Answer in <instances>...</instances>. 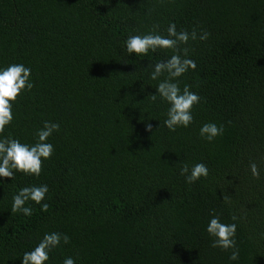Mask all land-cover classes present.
Wrapping results in <instances>:
<instances>
[{"label":"trees","instance_id":"trees-1","mask_svg":"<svg viewBox=\"0 0 264 264\" xmlns=\"http://www.w3.org/2000/svg\"><path fill=\"white\" fill-rule=\"evenodd\" d=\"M170 23L210 33L185 45L197 68L180 87L200 103L175 132L149 78L173 51L137 56L124 45L156 24L167 35ZM12 63L30 67L35 86L3 136L34 144L44 121L60 130L39 177H0V264H22L51 232L70 242L46 264H264V0H0V68ZM208 122L223 126L211 142L200 135ZM199 162L209 175L187 183L181 167ZM43 184L47 212L34 201L30 217L11 211L19 189ZM213 210L237 224L238 260L211 247Z\"/></svg>","mask_w":264,"mask_h":264},{"label":"clouds","instance_id":"clouds-1","mask_svg":"<svg viewBox=\"0 0 264 264\" xmlns=\"http://www.w3.org/2000/svg\"><path fill=\"white\" fill-rule=\"evenodd\" d=\"M167 35L159 32V25H153L152 29L145 34L129 35L124 45L129 54L137 56H148L150 52H156L158 49L173 51V55L167 60L157 61L152 68L150 79L159 81L156 86V94L152 95V100L160 99L169 105L167 118L163 121L170 131L175 132L179 127H189L194 117L192 109L200 103L198 93L191 90V85L185 84L183 89L180 87L179 78L189 69L195 70L197 64L195 60L189 58V41L197 39L206 41L210 33L201 31L198 35L193 29L191 33L188 30L177 31L175 23H170L166 29ZM166 74V75H165ZM161 77H164L161 79ZM31 81V68L22 63H12L4 68H0V177L14 180L15 173L21 172L25 175L39 177L43 170L44 160L51 159L55 148L48 142V138L60 130V124L44 121L43 128L35 133L37 140L34 144L22 143L18 138L12 136H3L6 126H9L14 120L13 105L18 98L26 91L34 88ZM152 124L147 123L146 129L152 130ZM223 134V126H218L214 122H208L201 126L200 135L209 142ZM251 174L254 178H260V169L255 162L250 164ZM180 174L185 177L187 183L192 184L201 177L207 178L209 168L203 162L195 163L189 167L184 164L180 169ZM48 185L25 186L13 196L11 211L13 213H22L25 216H32L33 209L25 206L28 201H34L41 205V210L48 211L49 205L43 203L48 193ZM225 202H229L227 196ZM213 215L209 220L206 231L213 237L211 247L220 248L224 251L231 249L229 259H239V249L237 247L236 234L237 224L222 223L218 215ZM236 221L238 217H231ZM63 241L64 244L70 242L67 234L58 232L45 233L39 243L30 251L24 252L22 264H46L50 259L52 249L58 247ZM63 264H76L73 257H66Z\"/></svg>","mask_w":264,"mask_h":264}]
</instances>
